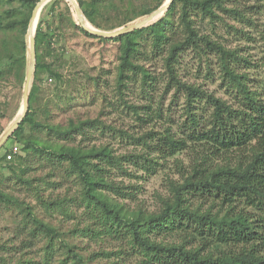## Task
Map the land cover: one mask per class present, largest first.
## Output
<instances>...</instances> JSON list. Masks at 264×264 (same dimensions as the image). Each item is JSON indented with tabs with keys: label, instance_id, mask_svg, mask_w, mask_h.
<instances>
[{
	"label": "rangeland",
	"instance_id": "rangeland-1",
	"mask_svg": "<svg viewBox=\"0 0 264 264\" xmlns=\"http://www.w3.org/2000/svg\"><path fill=\"white\" fill-rule=\"evenodd\" d=\"M97 2L95 24L85 17L84 21L91 28L112 32L144 20L149 14L141 13L155 11L167 0ZM221 2L225 11L215 9L214 19L190 12L192 25L200 38L236 54V63L230 62L233 71L244 76L242 82L254 98L264 101V0ZM35 6L21 0H0V137L21 113L29 64L28 24ZM40 18H45L42 28H49L53 39L49 47H40L38 61L49 64L60 79L41 71L36 81L31 112L34 122L46 128L27 124L20 143L9 136L0 146V194L11 201L0 202V264H150L130 244L124 228L113 224L87 199L83 182L62 157L63 150L106 147L117 162H92L117 190L103 191L110 202L129 212L159 213L195 168L211 171L232 165L244 155L246 149L209 154L206 149L213 147L212 142L195 139L216 126L210 97L238 113L244 111L246 101L223 74L215 51L207 50L202 41L198 49L186 46L172 68L179 83L200 92L190 105L198 122L190 123L186 91L170 81L165 62L170 45L185 38L179 10L172 14L166 38L158 48L148 30L137 37L138 52L132 59L137 69L125 71L121 86L117 77L120 43L82 33L75 8L67 0L46 3L36 28ZM85 121L91 123L69 136L47 130L48 126L65 130ZM190 133L195 139L189 138ZM14 146L19 151L9 164L1 160ZM184 195L192 210L221 214L218 202ZM34 220L53 228L55 236L37 227ZM192 232V227L153 230L149 237L202 256L213 252L212 245Z\"/></svg>",
	"mask_w": 264,
	"mask_h": 264
},
{
	"label": "trees",
	"instance_id": "trees-1",
	"mask_svg": "<svg viewBox=\"0 0 264 264\" xmlns=\"http://www.w3.org/2000/svg\"><path fill=\"white\" fill-rule=\"evenodd\" d=\"M21 1L35 6L39 0ZM97 1L76 0L83 16L91 24H95L94 15L97 11ZM221 1L172 0L169 8L155 22L111 39L92 36L78 26V29L86 36L104 42L120 43V64L117 77L118 85L121 86L125 79V71L137 69L132 62L138 52L137 37L148 30L153 36L154 47L158 48L166 38L165 28L171 25L172 14L179 10V23L185 33V38L181 42L170 45L165 62L170 74V81L174 82L176 86H182L186 91L190 123L196 125L198 122V119L190 112V105L200 92L192 86L179 83L172 68L173 63L177 61L178 53L183 51L186 46L198 49L202 41L207 50L215 51L219 55L223 74L237 86L246 101L244 111L238 113L227 108L220 100L210 97V102L213 105L212 117L216 126L209 131H202L198 139L194 138L193 133H190L189 137L195 141L212 142L213 147L206 149L209 154L214 152L230 153L231 149L239 151L246 149L247 151H243L244 155L238 157L232 165L226 164L211 171H207L201 165L200 169L195 168L185 178L183 185L174 189L172 199L165 202L159 213L146 215L142 211L129 212L121 205L110 202L103 191L117 190L100 176L103 169L92 162V159H99L100 162L106 164L117 162V159L112 157L111 151L106 147L92 148L88 151L72 147L63 150L62 157L68 161L71 169L78 174L83 182L84 194L87 199L92 201L113 224L124 228L130 244L137 246L150 264H264V101L254 98V95L252 96L250 90L242 82L244 76H239L233 71L230 62L236 63V54L225 50L208 38H200L189 16L190 12L196 11L202 16L211 19L217 18L215 9L225 11ZM151 12L153 10H145L141 14L147 15ZM44 24H46L45 18H40L35 30L36 66L29 94L28 111L10 136L19 143L25 125L28 124L32 128L44 127L40 123L34 122L31 112L32 103L38 90L36 81L39 79L40 72L47 71L54 78L60 79V74L51 70L49 64L38 61L40 47H49L53 39L52 34L47 32L49 28L43 30L42 25ZM90 123V121H85L76 127L69 126L65 130L48 126L47 130L61 136H69L78 129L82 131ZM173 143L172 145L175 144ZM7 154L8 151L1 160L9 164L5 158ZM205 156L208 157V154ZM202 161L206 162V158ZM119 166L117 164V167ZM91 170L94 171V174ZM184 194H188L191 198H210L213 203L218 202L221 206V214H213L211 211L201 213L199 209L192 210V205ZM0 202L11 203L1 194ZM27 214L31 216V213ZM34 222L37 227L52 237L55 236L56 232L53 228L41 224L37 220ZM190 227H192V233L212 245V251L215 253L209 252L202 256L198 251L185 250L181 245L158 243L149 237V233L153 230L176 231ZM237 248V251L233 250ZM68 251L76 260L82 262L79 255L70 249ZM175 257L176 259H174Z\"/></svg>",
	"mask_w": 264,
	"mask_h": 264
},
{
	"label": "water",
	"instance_id": "water-1",
	"mask_svg": "<svg viewBox=\"0 0 264 264\" xmlns=\"http://www.w3.org/2000/svg\"><path fill=\"white\" fill-rule=\"evenodd\" d=\"M51 0H39L36 6L34 7V10L32 12L31 19L28 24V49H29V64L26 72L25 82H24V88H23V99H22V107H21V113L14 119L12 124L9 126V128L3 133V135L0 137V146L4 144L6 139L12 135L14 130L18 127V125L21 123L23 118L25 117L28 106H29V94L32 86L33 76L35 72V66H36V51H35V30H36V24H37V18L41 11V8L48 3ZM71 4H73L75 8V12L78 18V22L80 27L87 32L88 34L100 38H115L122 36L124 34L133 32L135 30L141 29L145 26H147L149 23H152L154 20H156L159 16H161L170 6L172 0H167L165 4L160 6L157 10L151 12L144 20L140 22H136L133 24H129L127 26L118 28L117 30H114L112 32H105L100 31L94 28H91L87 26V24L84 21V16L80 10L79 4L76 2V0H67Z\"/></svg>",
	"mask_w": 264,
	"mask_h": 264
},
{
	"label": "built area",
	"instance_id": "built-area-1",
	"mask_svg": "<svg viewBox=\"0 0 264 264\" xmlns=\"http://www.w3.org/2000/svg\"><path fill=\"white\" fill-rule=\"evenodd\" d=\"M19 148L17 147V146H14V147H11L10 148V150H9V152H8V154L6 155V160L7 161H10V160H12V158H14V156L15 155H17V153H18V150Z\"/></svg>",
	"mask_w": 264,
	"mask_h": 264
}]
</instances>
